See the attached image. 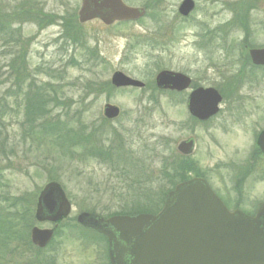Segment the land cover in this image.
I'll return each instance as SVG.
<instances>
[{"label":"rangeland","instance_id":"1","mask_svg":"<svg viewBox=\"0 0 264 264\" xmlns=\"http://www.w3.org/2000/svg\"><path fill=\"white\" fill-rule=\"evenodd\" d=\"M194 1L195 12L181 22V0H123L148 7L155 20L109 27L98 20L80 23V0H0L4 17L12 8L45 15L1 19L14 37L0 36V101L6 106L0 117V219L16 222L8 216L27 208L33 219L49 182L59 184L72 205L69 220L43 249L32 246L29 233L16 238L0 231V264H109L106 239L79 227L77 215L106 218L136 202L154 215L181 179L203 178L214 187L237 180L240 189L248 173L249 199L264 201V162L251 140L264 123V68L253 72L247 58V50L264 47V0ZM163 70L236 101H223L219 114L195 122L186 108L189 91L154 89ZM115 72L146 88L115 89ZM33 84L50 95L44 121L58 124L53 136H39L40 122L24 120ZM105 104L119 108L118 119L103 118ZM188 138L195 151L183 156L176 148ZM33 226L53 228L34 220Z\"/></svg>","mask_w":264,"mask_h":264},{"label":"water","instance_id":"2","mask_svg":"<svg viewBox=\"0 0 264 264\" xmlns=\"http://www.w3.org/2000/svg\"><path fill=\"white\" fill-rule=\"evenodd\" d=\"M122 0H80V23L100 20L106 26L114 22H132L144 16L142 9L126 6ZM193 8L184 1L180 14L187 16ZM252 64L264 66V48L249 51ZM190 79L182 74L162 71L156 78L159 89L186 91ZM116 88H143L144 85L116 72L111 77ZM221 97L214 89H196L187 101V112L200 122L216 115ZM103 116L114 120L119 116L115 105H104ZM258 145L264 154V132ZM177 151L189 156L194 141L179 142ZM157 215L114 216L103 220L89 213L77 217V223L105 236L110 264H264V205L256 216L238 211L229 213L211 193L207 183L194 178L178 184L169 192ZM71 204L61 187L49 183L40 192L35 221L58 224L70 214ZM54 230L31 229L30 240L43 249Z\"/></svg>","mask_w":264,"mask_h":264},{"label":"trees","instance_id":"3","mask_svg":"<svg viewBox=\"0 0 264 264\" xmlns=\"http://www.w3.org/2000/svg\"><path fill=\"white\" fill-rule=\"evenodd\" d=\"M24 5V4H23ZM7 10V8H5ZM22 10H25V9H22ZM8 11V15L4 17L3 14H0V36H3L2 39H7L9 41H11L13 39V31L11 30V26L9 25L8 23V26L6 24V21H2L1 19L3 18H6L7 20V17L9 19H11V17H14V16H18L20 15V13H27V15L29 14V16H32L35 18L36 21H38V17H45V15L43 14H39V16L37 17L35 11L29 9L28 11H21L19 12L18 8L17 9H14L12 8L11 11L7 10ZM1 13V12H0ZM50 17H48L49 19ZM245 45H247V39H246V42H245ZM248 46V45H247ZM13 66V70L16 68L15 65H12ZM18 70V76H22L23 73H21ZM20 82H22V80H20ZM20 82H17V87L20 88ZM34 86V92H28V94H26V98H25V102H26V107H25V116L26 118L24 119L26 121L27 124H35L37 122H40L39 123V126H38V134L39 136H45L46 134H48L49 132V135L50 136H53V134H55L56 132H58V129H57V125L58 124H55L53 127H51V124H47L46 125V122H48L47 120L44 121L46 118H48V116L46 115L48 113V105H49V102L50 100L48 99V97L50 95H48L46 92H43V90H39L37 89V87L35 86V84H33ZM6 110V106L4 108V104L2 101H0V117H3L5 115V111ZM50 125V126H49ZM32 126V125H31ZM41 127V128H40ZM50 129H53L52 132H50ZM81 142V140H80ZM185 160V159H184ZM188 179H181V180H178V183L180 184V182H184ZM19 202V201H17ZM140 207V203H134L132 206H130V210L127 211V212H123L121 214H116V215H126V214H141V213H145V211L142 209V208H139ZM30 209L27 208L25 210H23L22 212H19V213H16L14 215H9L8 217H13L16 222H9L11 220L9 219H0V231L3 232V233H6L8 235H12L13 234V237H20V235H24L26 236L28 234V231L30 230L32 224H33V219H31V215H30ZM131 212V213H130ZM149 214V213H148ZM17 224V225H16ZM18 227H21V229L19 230V232H15V230H17L16 228ZM5 229V230H4ZM19 229V228H18ZM14 232V233H13ZM21 233V234H20ZM12 237V236H11ZM12 237V238H13ZM11 238V239H12Z\"/></svg>","mask_w":264,"mask_h":264},{"label":"flooded vegetation","instance_id":"4","mask_svg":"<svg viewBox=\"0 0 264 264\" xmlns=\"http://www.w3.org/2000/svg\"><path fill=\"white\" fill-rule=\"evenodd\" d=\"M157 1H159V0H157ZM184 1H187V0H181L180 4L178 5V7L176 9V18H178L177 20H179L181 22L187 21L191 17V15L195 12V8H196L195 1L194 0H188V1L192 2L193 8L187 16H183L182 14H180L179 9H180V7ZM140 9H144L146 11V17L147 18H150V20L154 19L153 15H150V10L148 7H142ZM247 51H249V50H247ZM247 55H248V53H247ZM248 57H249V55H248ZM249 65L252 66L251 68H253V72H254V70L259 71L263 68V67H256V66L252 65V63L250 62V59H249ZM187 77H189V76H187ZM191 80L192 79L190 78V81ZM236 80H237L236 78H233L231 84L236 82ZM193 85H194L193 81H191L190 88H189L190 90H187V91H189V93L187 94V98H188V96L192 90H196V88L193 87ZM198 87H200V86H198ZM228 89H230L232 91L231 93H235V91L232 90L231 86ZM187 91H181V92L173 91V92H169V93H173V94L176 93V95H180V94L182 95L183 93H185ZM218 91L222 97V99H221L222 103H223V101L228 102V103L236 101L235 95L226 96L222 93L221 90H218ZM187 98H186V100H187ZM261 123H262L263 128L259 129L258 131L256 130L254 133V136L251 139V140H253V143H254L253 150L258 151V154L261 155V157L263 158L262 160L258 159L260 161V164L264 162V155L261 152L260 146L258 145V140L260 138V135L264 132V123L262 120H261ZM262 171L263 170L260 168V172H262ZM242 174L244 175V172H242ZM255 174H258V173L256 172ZM245 177H246V179L241 180L240 189H238V184H236L237 180H235V181L229 180L231 182L230 184H228V182H222V185L218 184V186H216V187L212 186V184L210 185L209 183H208V185H209L210 189L212 190V193H214L221 200V203H223L224 206L229 211H231V212L239 211L245 215L254 216L257 213L259 207L262 204H264V201L260 200V198L258 196H255L257 199L256 201H258V202L252 201V199H249V196H250L249 195V188H251V187L247 181V180H249L248 173L245 174ZM262 178H264V177H262ZM261 195H263V194L261 193Z\"/></svg>","mask_w":264,"mask_h":264}]
</instances>
